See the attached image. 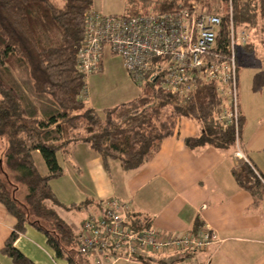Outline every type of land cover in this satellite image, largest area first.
<instances>
[{
  "label": "trees",
  "instance_id": "obj_1",
  "mask_svg": "<svg viewBox=\"0 0 264 264\" xmlns=\"http://www.w3.org/2000/svg\"><path fill=\"white\" fill-rule=\"evenodd\" d=\"M209 1L214 0H130L127 13L121 16L171 12ZM92 4V0H0V138H6L8 143L3 166L9 178L7 183L0 175V204L16 220L0 254L13 264H35L15 247L26 226L44 236L54 257L63 264H92L90 257L78 253L80 234L76 236L56 210L69 209L50 187L52 180L63 176L58 153L68 155L76 145L86 144L104 165L114 160L122 170L135 171L155 158L162 142L174 135L181 119L192 122L197 129L194 136L184 139L189 149L210 146L234 150L236 136L242 146L244 118L240 108L236 134L234 125L219 123L218 108L223 100L211 84L179 96L170 94L155 81H148L133 100L100 112L86 107L82 97L85 83L76 69V53L83 37L84 14ZM231 5L236 30H249L253 39L264 33V0H231ZM223 18L217 47L225 54L226 10ZM253 39L237 47V65L245 57H254L257 44ZM23 72L36 95L51 99L57 107L55 113L41 117L35 109L33 114L26 112L16 83V75ZM35 152L41 155L46 174L39 173L33 159ZM231 173L257 205L264 195V182L253 164L237 160ZM10 175L15 183L26 188L23 201L17 198L15 189L11 190ZM83 205L70 208L81 210ZM127 225L134 230L151 227L149 222L135 217L134 212ZM151 257H134L132 261L148 264Z\"/></svg>",
  "mask_w": 264,
  "mask_h": 264
},
{
  "label": "crops",
  "instance_id": "obj_2",
  "mask_svg": "<svg viewBox=\"0 0 264 264\" xmlns=\"http://www.w3.org/2000/svg\"><path fill=\"white\" fill-rule=\"evenodd\" d=\"M238 78L237 73L238 103L244 118L240 150L264 182V115L252 127ZM196 132L192 122L179 120L174 135L162 142L155 158L135 171L122 170L114 160L104 165L88 145L78 144L68 155L57 154L63 176L52 180L50 187L66 205L59 188L69 181L70 191L73 189L67 192L69 201L72 199L71 205L84 203L80 210L84 218L95 213L106 199L117 198L130 203L135 217L151 227L185 234L204 225L220 240L208 251L153 256L148 264H264V195L255 205L253 197L233 178L231 169L239 160L234 156L236 147L225 151L210 146L187 148L184 139ZM33 158L39 173L46 174L41 155L35 152ZM15 224V218L0 204V250ZM15 247L35 264H62L44 236L29 226L17 238ZM0 264L13 263L0 254Z\"/></svg>",
  "mask_w": 264,
  "mask_h": 264
},
{
  "label": "built area",
  "instance_id": "obj_3",
  "mask_svg": "<svg viewBox=\"0 0 264 264\" xmlns=\"http://www.w3.org/2000/svg\"><path fill=\"white\" fill-rule=\"evenodd\" d=\"M229 1L225 54L217 47L223 15L194 3L171 12L133 16L103 15L89 8L76 53V69L85 83L82 96L89 94L87 77L101 72L107 53L120 59L129 80L139 89L155 81L170 94L187 96L202 85H213L223 100L217 119L223 125H234L237 134L236 49L248 44L252 35L247 29H235ZM235 147L234 156L247 162L237 136ZM132 212L130 203L106 199L84 219L78 253L90 257L92 264H114L134 257L200 253L220 243L216 232L204 225L185 234L156 227L134 230L127 225Z\"/></svg>",
  "mask_w": 264,
  "mask_h": 264
},
{
  "label": "rangeland",
  "instance_id": "obj_4",
  "mask_svg": "<svg viewBox=\"0 0 264 264\" xmlns=\"http://www.w3.org/2000/svg\"><path fill=\"white\" fill-rule=\"evenodd\" d=\"M92 1L93 9L103 15H124L127 13L131 5L130 0ZM131 1L140 3V0ZM229 3L230 1H228V3H223L221 0H214L194 4L198 5L200 9H204L210 12H217L223 15V12L225 10H229ZM253 41L255 42V44H257V49L255 50L254 57H245L243 59V62L238 63L237 69L239 77V87H242L243 89L244 100L247 106V114L252 127H254V124L257 122L258 117L260 115H264V69L262 68V64L264 63V33H258ZM16 83L18 95L24 100L26 112L33 114V110L35 109L37 114L43 117L45 114L55 113L57 111V107L53 104L50 98L42 95H36L34 93L32 85L24 72L18 76L16 75ZM86 84L89 94L82 96L84 98V101H86L84 105L86 107H92L90 106V104H92L94 105L93 108L97 109L99 112L106 108H110L112 106H116L124 102L133 100L141 92L140 89L134 86L133 83L129 80L127 74L122 68L120 59L112 57L107 53L104 54L103 71L101 70V72L98 74L88 76L86 79ZM262 132H264V129L262 130ZM7 145V139L4 137L0 138V175L1 178L8 183L7 180L9 178L5 176L7 175V170L3 166V155L5 149L7 148ZM238 146L240 148L239 143ZM12 176L13 175H10V179L12 180V185L10 186V188H12L11 190L15 189L14 191L17 198L20 201H23L22 199L26 193V188L19 183H15L12 179ZM68 182L67 186H64V184L59 188V190H61V194L63 195L62 201L65 202L64 204H66L63 206L69 207V209L61 208L56 210L59 216H61V218H63L65 222L69 224L74 234L76 236H79V226L80 223L84 220V214L78 209L70 208L72 199L71 201H69L70 196L67 194V192H72L73 189H71L70 191V185H68ZM72 194L73 193H71L70 195ZM61 263L63 264V262Z\"/></svg>",
  "mask_w": 264,
  "mask_h": 264
}]
</instances>
